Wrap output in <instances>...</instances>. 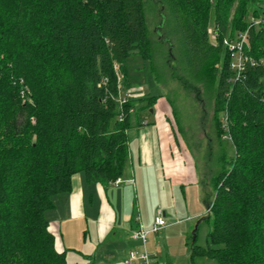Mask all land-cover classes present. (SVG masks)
I'll return each instance as SVG.
<instances>
[{"label":"trees","instance_id":"1","mask_svg":"<svg viewBox=\"0 0 264 264\" xmlns=\"http://www.w3.org/2000/svg\"><path fill=\"white\" fill-rule=\"evenodd\" d=\"M160 1L185 72L213 94L234 150L213 180L209 244L194 238L191 258L264 264V25L248 29L256 64L236 79L223 42L260 16L262 0ZM135 53L151 62L143 0H0V264H70L45 212L76 173L103 185L122 177L128 131L158 98L119 104Z\"/></svg>","mask_w":264,"mask_h":264},{"label":"crops","instance_id":"2","mask_svg":"<svg viewBox=\"0 0 264 264\" xmlns=\"http://www.w3.org/2000/svg\"><path fill=\"white\" fill-rule=\"evenodd\" d=\"M157 97L155 107L161 106L160 98ZM153 113H155L156 127L147 126L149 122L139 124L142 127L132 133V137L128 131L127 170L120 178V183L115 185L87 183L84 174L80 172L72 176L69 192L53 196L54 207L45 212V217L49 223V230L55 235L56 247L65 251L68 263L145 264L141 259L126 262L130 250L138 253L145 250L150 257L149 264H184V260L185 264H188V261H192L190 251L188 254L185 246L174 247L166 240L162 243L156 240V237H150L153 234L151 232L146 235L144 244L140 239L131 237V233L136 228V222H131L133 221L131 197L137 199L135 203L138 218L145 230L152 227L158 211L164 215L166 225L158 231L160 236H166L175 223L190 221L200 215L199 212L193 214L192 209L188 210L189 205L186 203L173 200L174 186L178 183H186L184 185L188 184L191 185L189 188H194L196 180L190 165L185 160L178 163L180 160L170 158V146L166 138L162 134L159 135V131L163 132L160 128L161 116L157 108ZM139 120H145L144 112H141ZM139 125H133L132 128ZM162 172L169 179L165 193L159 191L157 187L161 182ZM124 181L133 186V190L131 187H125V208L120 212L121 221L117 222L118 209H114L110 197L120 191H112L110 194L104 191V194L102 190L110 186H118ZM178 186L184 189L182 185ZM123 194L121 191V196ZM167 213L170 219L166 218ZM182 214L184 216L177 217Z\"/></svg>","mask_w":264,"mask_h":264},{"label":"rangeland","instance_id":"3","mask_svg":"<svg viewBox=\"0 0 264 264\" xmlns=\"http://www.w3.org/2000/svg\"><path fill=\"white\" fill-rule=\"evenodd\" d=\"M143 1L146 24L151 39V62L136 53L127 57L126 73L129 87L122 89V94L134 99L159 96L161 106L155 107L153 105V108H150L148 112H144V118L149 122L147 126H157L155 113H153V110L156 111L157 108V112L161 116L162 127L160 128L163 130V132L159 131V135L162 134L170 146V158L180 160L178 163H182L185 160L192 169L196 180V186L194 185L196 188H189L191 185H184L186 183H178L185 190L180 189L178 185L174 186L173 200L186 203L189 205L188 210L192 209L193 214L196 212L200 213L199 217H193L190 221L175 223L166 236H160V232L153 233L150 236L156 237V240L162 243L166 240L174 247L185 246L189 254V246L194 242V238L196 239V245L206 247L209 244L207 234L211 229V223L207 222L205 217L208 213L207 206L214 195L213 180L225 168V160L228 159L227 155H231L234 150L230 140L227 137H223L221 133V128L223 127V123L222 125L220 123L222 115L221 117L217 116L218 119L216 120L213 94L206 91L201 85L193 83L185 72L180 49L176 39L171 34L169 15L165 8L162 7L161 1ZM256 8H264V0L258 3ZM162 17H164V25L158 28ZM209 31L210 40L216 42L212 25L209 26ZM167 38L170 40L171 48H169V43L165 42ZM228 38L227 40H229ZM249 56L252 57L251 55ZM259 58L264 62V57ZM140 127L142 125L130 129V137ZM125 168L124 173L127 170V166ZM160 181L157 187L159 191L165 193L167 190L165 187L169 179L164 176L163 172L160 175ZM125 187H131V185L124 181L118 186H110L102 190L109 194L112 191H120L110 197L114 204V209H118L116 211L117 222L121 221L120 212L125 208ZM121 191L124 193L123 196H121ZM136 200V198L132 197L130 200L131 207L133 206V214L131 216L133 221L131 222L134 223L136 222L135 218L139 216ZM104 205H106L105 202ZM182 216L184 214L177 217ZM166 218H171L168 213ZM185 263L186 261L184 260ZM188 264L217 263L212 258L195 256L192 261H188Z\"/></svg>","mask_w":264,"mask_h":264},{"label":"built area","instance_id":"4","mask_svg":"<svg viewBox=\"0 0 264 264\" xmlns=\"http://www.w3.org/2000/svg\"><path fill=\"white\" fill-rule=\"evenodd\" d=\"M264 8L261 9V13L259 17H254L253 15L248 18V28L242 32H239L238 35L231 39H225L224 45L227 48L229 54V67L233 72V76L236 79L240 74L244 71L245 65L249 63L250 65L256 64V61L250 57L247 53L248 50V29L252 26L264 25ZM122 95V94H121ZM119 104H123L127 102V96L122 95L118 98ZM122 120V117L119 118ZM146 120H142L141 124H146ZM120 183V179H117L113 185ZM135 221L137 222L135 230L131 233V237L133 239H140L142 244L145 243L146 235L151 233H157L161 228L166 225L164 215L158 211L154 218V223L149 230H145L141 223L139 222V218L136 217ZM137 259H141L145 264H149L150 257L148 256L145 250L141 252H137L135 250H130L128 252V258L126 262H133Z\"/></svg>","mask_w":264,"mask_h":264}]
</instances>
